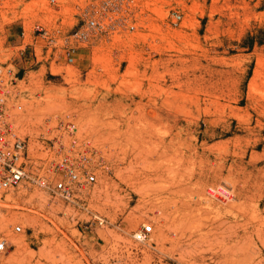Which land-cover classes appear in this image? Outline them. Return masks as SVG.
Listing matches in <instances>:
<instances>
[{
	"label": "rangeland",
	"instance_id": "374dc122",
	"mask_svg": "<svg viewBox=\"0 0 264 264\" xmlns=\"http://www.w3.org/2000/svg\"><path fill=\"white\" fill-rule=\"evenodd\" d=\"M93 2L0 0L18 132L66 119L104 158L83 203L0 194V264H264V0H135L132 31L90 39L67 65L58 39ZM219 188L225 204L206 195Z\"/></svg>",
	"mask_w": 264,
	"mask_h": 264
},
{
	"label": "built area",
	"instance_id": "2783aa9c",
	"mask_svg": "<svg viewBox=\"0 0 264 264\" xmlns=\"http://www.w3.org/2000/svg\"><path fill=\"white\" fill-rule=\"evenodd\" d=\"M54 0H48L53 3ZM135 0H95L79 16L78 27L59 37L58 50L67 65L73 64V53L89 44L90 39L132 31ZM170 24L180 22V15L170 14ZM48 36L53 49L55 37L43 28H35ZM21 93L10 69L0 68V194L24 186L44 193L66 204L83 203V192L96 184L97 168L104 163L101 151L88 140L80 139L76 126L69 120L46 121L37 136H22L17 129L21 113ZM206 195L219 204L231 199L225 188L211 189ZM102 226L103 220L93 217ZM20 233V227H13ZM151 224H142L130 235L133 244L142 246L150 240ZM9 253V245L0 238V262Z\"/></svg>",
	"mask_w": 264,
	"mask_h": 264
},
{
	"label": "bare ground",
	"instance_id": "6f19581e",
	"mask_svg": "<svg viewBox=\"0 0 264 264\" xmlns=\"http://www.w3.org/2000/svg\"><path fill=\"white\" fill-rule=\"evenodd\" d=\"M9 254H10V253H7V255H6L4 258L8 257V256H9Z\"/></svg>",
	"mask_w": 264,
	"mask_h": 264
}]
</instances>
